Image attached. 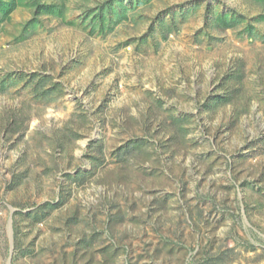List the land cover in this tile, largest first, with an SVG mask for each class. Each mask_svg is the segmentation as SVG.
<instances>
[{
	"label": "rangeland",
	"instance_id": "374dc122",
	"mask_svg": "<svg viewBox=\"0 0 264 264\" xmlns=\"http://www.w3.org/2000/svg\"><path fill=\"white\" fill-rule=\"evenodd\" d=\"M2 2L0 264H263L264 0Z\"/></svg>",
	"mask_w": 264,
	"mask_h": 264
},
{
	"label": "trees",
	"instance_id": "16d2710c",
	"mask_svg": "<svg viewBox=\"0 0 264 264\" xmlns=\"http://www.w3.org/2000/svg\"><path fill=\"white\" fill-rule=\"evenodd\" d=\"M3 4V2H2V0H0V5H2ZM41 4V3H40ZM40 4L37 2V9H40ZM41 6L43 7V8H45L47 11H49L52 7H53V5L52 4H47V3H43V4H41ZM135 100V99H134ZM77 134V133H76ZM78 136H79V134H77ZM58 146H61L62 147V143L60 144L59 143V141L61 140L62 141V139L60 138L61 136H60V134H58ZM56 144V145H57Z\"/></svg>",
	"mask_w": 264,
	"mask_h": 264
},
{
	"label": "crops",
	"instance_id": "0c3cea01",
	"mask_svg": "<svg viewBox=\"0 0 264 264\" xmlns=\"http://www.w3.org/2000/svg\"><path fill=\"white\" fill-rule=\"evenodd\" d=\"M264 264V263H263Z\"/></svg>",
	"mask_w": 264,
	"mask_h": 264
}]
</instances>
